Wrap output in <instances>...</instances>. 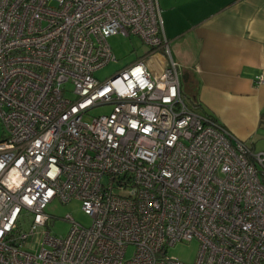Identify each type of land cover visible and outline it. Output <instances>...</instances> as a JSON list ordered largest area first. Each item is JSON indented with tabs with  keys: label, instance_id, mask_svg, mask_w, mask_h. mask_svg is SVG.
Returning <instances> with one entry per match:
<instances>
[{
	"label": "built area",
	"instance_id": "obj_1",
	"mask_svg": "<svg viewBox=\"0 0 264 264\" xmlns=\"http://www.w3.org/2000/svg\"><path fill=\"white\" fill-rule=\"evenodd\" d=\"M117 34L145 53L100 81ZM180 82L158 0H0V264H186L193 239V264H264V153ZM54 198L91 225L45 230Z\"/></svg>",
	"mask_w": 264,
	"mask_h": 264
},
{
	"label": "crops",
	"instance_id": "obj_2",
	"mask_svg": "<svg viewBox=\"0 0 264 264\" xmlns=\"http://www.w3.org/2000/svg\"><path fill=\"white\" fill-rule=\"evenodd\" d=\"M158 4L170 54L186 75L180 89L187 107L246 145L264 125V84L255 82L264 75V0Z\"/></svg>",
	"mask_w": 264,
	"mask_h": 264
},
{
	"label": "rangeland",
	"instance_id": "obj_3",
	"mask_svg": "<svg viewBox=\"0 0 264 264\" xmlns=\"http://www.w3.org/2000/svg\"><path fill=\"white\" fill-rule=\"evenodd\" d=\"M108 43L111 47L112 53L116 59L115 62L110 61L102 68L95 71L94 76L103 81L112 76L116 71L121 70L126 65L137 60L145 52L146 48L141 43L137 36L124 37L120 34L113 35L108 38ZM110 111V106H100L91 109L89 115L96 116L99 114H106ZM255 136L247 141V146L254 153H264V125ZM3 136V126L0 123V140ZM245 144V143H244ZM45 212L52 217L53 223L45 227L52 235L65 236L72 227V222L65 218L69 215L73 221L83 227L91 225V218L81 209V202L77 199L63 203L58 198L51 200L45 207ZM23 229L28 230V221L23 220ZM29 241V243H32ZM28 243V244H29ZM27 247V245H26ZM199 250V244L196 239L191 241L176 243L167 250L169 256H174L185 262L186 264H193L196 260ZM131 249H129L128 254Z\"/></svg>",
	"mask_w": 264,
	"mask_h": 264
},
{
	"label": "water",
	"instance_id": "obj_4",
	"mask_svg": "<svg viewBox=\"0 0 264 264\" xmlns=\"http://www.w3.org/2000/svg\"><path fill=\"white\" fill-rule=\"evenodd\" d=\"M183 80L186 78V75L185 74H182V77H181Z\"/></svg>",
	"mask_w": 264,
	"mask_h": 264
},
{
	"label": "trees",
	"instance_id": "obj_5",
	"mask_svg": "<svg viewBox=\"0 0 264 264\" xmlns=\"http://www.w3.org/2000/svg\"><path fill=\"white\" fill-rule=\"evenodd\" d=\"M220 124V123H219ZM221 125V124H220Z\"/></svg>",
	"mask_w": 264,
	"mask_h": 264
}]
</instances>
